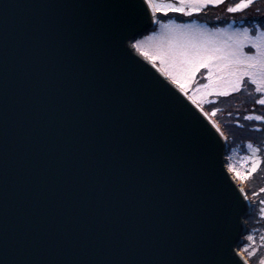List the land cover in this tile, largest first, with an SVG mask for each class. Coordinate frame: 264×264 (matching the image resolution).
<instances>
[{"label": "water", "instance_id": "95a60500", "mask_svg": "<svg viewBox=\"0 0 264 264\" xmlns=\"http://www.w3.org/2000/svg\"><path fill=\"white\" fill-rule=\"evenodd\" d=\"M125 2L148 9L145 0H0V228L31 235L39 264L139 262L150 258L144 233L175 240L177 222L194 226L213 190L246 258L251 202L227 166L226 137L139 51L120 47L110 24L131 11L114 6Z\"/></svg>", "mask_w": 264, "mask_h": 264}, {"label": "snow or ice", "instance_id": "6c2138e0", "mask_svg": "<svg viewBox=\"0 0 264 264\" xmlns=\"http://www.w3.org/2000/svg\"><path fill=\"white\" fill-rule=\"evenodd\" d=\"M145 3L148 9H151V15H148V9L134 3L114 5L131 10L110 24L122 33L119 36L120 47L125 52L129 49L139 51L201 112H204L203 103H212L207 100L208 97L214 94L230 96L244 89L253 98L254 103L253 111L243 119L253 122L251 131L264 133V114L255 112L257 104L264 107V10L256 8L253 14L239 17L238 27L233 26L235 19L228 22L227 27H209L207 22L199 23L197 19L184 21V17L191 18L210 5L219 6L225 3V0H145ZM255 3L256 0H236L226 8V12L244 13ZM170 13L179 15L169 17ZM214 19L225 22V18L220 16ZM145 23L148 28L158 25L159 30L143 35V32L148 30ZM125 40L129 41L128 47L124 46ZM201 69L207 70L204 76L206 83L196 82ZM11 74L5 67V129L9 108L7 87ZM246 82L253 85L254 90L250 91ZM163 86L172 92L168 85ZM172 94L175 95L174 92ZM99 103L103 106L105 100L99 98ZM217 111L213 109V115ZM204 115L208 114L204 112ZM236 124L245 127L240 124V120H236ZM247 147L253 150V156L249 157L252 165L250 172L245 174V179L250 178L261 164H264V158L259 155L262 149L254 147L251 142ZM3 164L6 170L7 142L3 150ZM230 168L236 171L234 165H230ZM236 175L240 176V173L236 171ZM260 191L264 192V188ZM260 203L264 204V201ZM224 208L223 194L208 190L196 214L195 225L185 226L183 221L177 222L174 230L175 240L167 230L144 233L143 238L148 245L145 251L149 259L136 262L124 257H105L97 259L94 264H248V259L239 258V254L232 248L224 223ZM260 216L264 218V208L261 209ZM249 240L255 245L254 237L249 236ZM260 241V246H264V236L260 237ZM256 251L257 249H253L249 257H255ZM34 254V239L31 235H10L6 227L0 228V264H39L33 259ZM115 255L120 256L119 253ZM98 256L104 257L102 250L98 252ZM258 264H264V259Z\"/></svg>", "mask_w": 264, "mask_h": 264}, {"label": "trees", "instance_id": "16d2710c", "mask_svg": "<svg viewBox=\"0 0 264 264\" xmlns=\"http://www.w3.org/2000/svg\"><path fill=\"white\" fill-rule=\"evenodd\" d=\"M256 5V8L264 10V0H260ZM255 9L251 10V13H254ZM227 21L230 20L228 19ZM238 24L239 21H236L234 25ZM246 86L250 91L254 90V87L251 84ZM256 98L258 99L259 96L257 95ZM253 103V98L249 96L244 89H241L240 92H235L230 96L221 98L216 107L218 111L215 115H213V107L203 106L205 111L213 118L226 137L228 144L227 158L235 151L239 154L248 153V150H252L247 147L249 142H251L254 147H260L262 149L259 155L264 158V133L251 131V125L253 122L245 121L243 119L244 116L253 111ZM255 112L256 114H264V107L257 104L255 106ZM229 113H231V115H229ZM236 120H240V124L245 125V127L237 125ZM231 173L233 174L232 171ZM262 188H264V164H261L258 171L252 174L250 178L245 179L243 185V189L251 202L250 213L245 218L246 231L255 238L258 244L261 243L260 237L264 236V218H261L260 216V211L264 205L260 203V201H264V192L260 191ZM254 193H258V195H254ZM259 248L264 256V246H260ZM241 250L250 264H257L258 258L256 256L249 257L248 247L247 250L245 247Z\"/></svg>", "mask_w": 264, "mask_h": 264}, {"label": "rangeland", "instance_id": "374dc122", "mask_svg": "<svg viewBox=\"0 0 264 264\" xmlns=\"http://www.w3.org/2000/svg\"><path fill=\"white\" fill-rule=\"evenodd\" d=\"M259 1L260 0H256V3L259 2ZM235 2H236V0H225V3H223V4L219 5V6H211L210 5L208 8L204 9V11H202L199 14H195L191 18L184 17V21H187L189 19H197L199 23L207 22L209 27H227V23L228 22H231L234 19H236V21H239V17L253 14V13H251V10L255 9L256 6H257L256 3H255L251 8L246 10V12H244V13H227L226 12V8L229 5L234 4ZM158 15H162V14H158ZM177 15H179V14L170 13L169 17H175ZM216 16H220L222 18H225V22H220V21L215 20L214 17H216ZM228 19L230 21H227ZM184 21H180V22H184ZM233 26L234 27H238L239 24L238 25H233ZM158 30H159V26L156 25L151 31H158ZM151 31H149V32H147V33H145L143 35H148V34H150ZM137 38H142V37H137ZM206 71L207 70H205V69H201V72L197 74L196 82H198V83H206L207 82L206 79L204 78ZM249 84L250 83L246 82V85H249ZM189 94L190 95L192 94L191 91H190ZM223 97H225V96H223V95L216 96L214 94V95H212V96L207 98V100L212 101V103L205 102V103H203L202 107L203 106H205V107H213V109H216L218 103L220 102L221 98H223ZM248 153L239 154L237 151H235V152H232L228 156V158H227V155H226V158H227L226 160H227V164L229 166V169L231 170L230 165H234L236 171H238L240 173V176H237L236 175V171H232L231 170L233 172V175H234L235 179L241 184L242 187H243L244 182H245V174L247 172H250L251 165H252V161L249 159V157L253 156V150H248ZM262 208H264V205L262 206ZM249 236H252V235H250V233H247V231H246L245 234H244V239H246V240H243V242L241 243V245L239 247L240 251L243 253V251L241 249L243 247L246 248V246H248V245H249L248 246L249 253L251 251H253V249H257L255 256L258 258V262H259L260 260L264 259V256L262 255L261 250L259 248L261 243L258 244L256 242L255 245H253L252 241L249 240ZM258 262H257V264H258Z\"/></svg>", "mask_w": 264, "mask_h": 264}]
</instances>
